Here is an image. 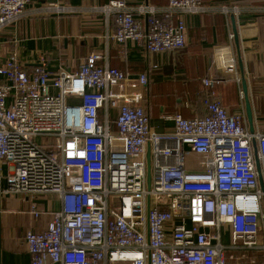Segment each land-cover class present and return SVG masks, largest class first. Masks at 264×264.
<instances>
[{"label":"built area","instance_id":"2783aa9c","mask_svg":"<svg viewBox=\"0 0 264 264\" xmlns=\"http://www.w3.org/2000/svg\"><path fill=\"white\" fill-rule=\"evenodd\" d=\"M29 1L0 0V34L25 15ZM211 10L228 15L237 7L215 10L202 0H169L161 9L126 0L93 7L115 17L119 44L132 40L153 53L186 47V22H172L173 14ZM43 11L72 8L57 0ZM136 14L147 16V27ZM233 40L228 32L212 47L223 76L238 74ZM102 57L92 52L78 71L56 74L43 66L29 71L16 53L0 64V163L13 166L3 192L62 200L46 229L25 234L31 264H264V186L255 152L256 145L264 181V132L225 107L216 89L223 79H202L206 114H171L174 130L159 134L143 105L148 75L101 66ZM187 149L199 169L187 167ZM31 212L44 210L33 203ZM1 239L0 224L3 264ZM229 250L260 253L235 260Z\"/></svg>","mask_w":264,"mask_h":264},{"label":"crops","instance_id":"0c3cea01","mask_svg":"<svg viewBox=\"0 0 264 264\" xmlns=\"http://www.w3.org/2000/svg\"><path fill=\"white\" fill-rule=\"evenodd\" d=\"M50 1L57 0H30L25 15L3 30L0 34V64L16 53L29 71L43 66L52 74L76 72L88 55L98 52L103 56L98 62L101 66L108 64L133 77L146 73L149 82L144 89L143 105L150 116L152 131L159 134L174 130V122L167 118L171 114L181 113L186 118L206 114L204 96L207 90L202 79L221 77L223 81L216 89L225 107L232 113H245L248 120V97L254 115L253 127L264 132V0H202L211 9L218 10L225 5L237 7V11L228 15L219 10L173 14L172 22L179 19L186 22L187 44L182 50L162 53L149 52L143 44L132 40L121 45L112 37L117 29L115 17L107 18L93 11L94 6L110 0H58L71 7L72 12L47 14L43 7ZM126 1L130 5L146 3L159 9L169 4V0ZM136 16L145 27L148 26L146 15ZM158 16L167 19L161 11ZM228 32L234 34L238 74L223 76L214 67L212 47L226 40ZM240 60L243 68L239 65ZM241 90L244 98L240 96ZM248 125L251 128L249 120ZM112 126L116 129L115 123ZM152 147L150 142L147 145L150 164ZM187 167L199 169L190 160H187ZM0 171L3 264H31L32 254L25 234L28 230L46 229L52 218L51 212L61 208L62 200L51 194H6L3 190L11 185L13 166L1 162ZM33 203L44 210L39 216L31 212Z\"/></svg>","mask_w":264,"mask_h":264},{"label":"water","instance_id":"95a60500","mask_svg":"<svg viewBox=\"0 0 264 264\" xmlns=\"http://www.w3.org/2000/svg\"><path fill=\"white\" fill-rule=\"evenodd\" d=\"M234 34H235V40L236 42H238V35H237V32H236V29L234 27ZM239 65L241 68H243V64H242V61L240 60L239 61ZM244 84V91L246 92V87H245V82L243 83ZM246 111H247V116H248V120H249V123H250V129L251 131L254 130V127H253V122H254V115H253V110H252V105L248 99V97L246 98ZM255 152H256V163H257V169H258V172L260 174V182H261V185L262 187L264 186V181H263V175H262V171H261V164H260V160L257 156V147L255 145ZM151 164H150V155L148 153V183L149 185L151 184Z\"/></svg>","mask_w":264,"mask_h":264},{"label":"rangeland","instance_id":"374dc122","mask_svg":"<svg viewBox=\"0 0 264 264\" xmlns=\"http://www.w3.org/2000/svg\"><path fill=\"white\" fill-rule=\"evenodd\" d=\"M186 155H187V160L193 161L194 154L191 153L189 151V149H187ZM117 203H118V201L116 200V204ZM259 253H260V251H257L256 253H252L249 250H242L241 252L238 251V250H236L234 252L231 251V250H229L228 251V256L233 255V257H234L235 260H238V259H248V260H250V258H253V257L257 258V257H259Z\"/></svg>","mask_w":264,"mask_h":264},{"label":"trees","instance_id":"16d2710c","mask_svg":"<svg viewBox=\"0 0 264 264\" xmlns=\"http://www.w3.org/2000/svg\"><path fill=\"white\" fill-rule=\"evenodd\" d=\"M111 115V119H112V124L115 123V118H116V111H112V113L110 114Z\"/></svg>","mask_w":264,"mask_h":264}]
</instances>
